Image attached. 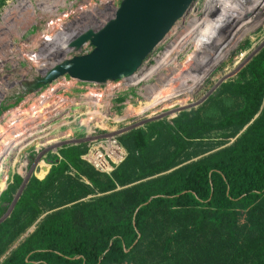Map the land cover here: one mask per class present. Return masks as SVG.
<instances>
[{
	"label": "trees",
	"instance_id": "16d2710c",
	"mask_svg": "<svg viewBox=\"0 0 264 264\" xmlns=\"http://www.w3.org/2000/svg\"><path fill=\"white\" fill-rule=\"evenodd\" d=\"M261 58L264 67V51ZM230 92L245 104L219 122L196 115L160 123L156 129L167 137L159 145L142 130L123 134L119 140L128 155L110 176L83 160L84 144L63 147L62 159L44 180L29 182L13 214L0 224V259L45 209L63 207L95 189L110 193L47 215L0 264H125L133 258L149 264V256L154 264H264V218L256 215L264 214V87L235 84ZM247 125L233 145L205 159L116 190L132 180L133 172L137 180L172 169L187 147L203 143L209 132H238ZM170 142L173 150L156 161ZM81 176L95 189L79 182ZM133 195L132 215L118 219L116 214ZM159 210L171 213L170 220L147 226ZM245 212L249 216L241 225ZM150 227L156 239L145 243Z\"/></svg>",
	"mask_w": 264,
	"mask_h": 264
},
{
	"label": "rangeland",
	"instance_id": "374dc122",
	"mask_svg": "<svg viewBox=\"0 0 264 264\" xmlns=\"http://www.w3.org/2000/svg\"><path fill=\"white\" fill-rule=\"evenodd\" d=\"M30 1L31 7H28L24 0H0L1 38H26L27 36L35 35L41 29L43 15L40 9L47 5L46 0ZM231 4L233 5L229 7ZM219 16L221 19H224V21L222 20L224 23L221 27H218L219 24L217 23ZM196 19L199 22L205 20L201 28L207 26V29L203 31L201 28L197 29V31L194 30L193 27L196 25L194 21ZM256 23H258L257 27ZM218 33L222 37H228L229 42L236 40L235 47H230V53L224 58L221 57L224 54L223 50H221L222 48L219 46L212 47L210 43L211 39L217 36ZM182 43L183 45H181ZM229 46L228 44L227 47ZM263 51L264 0H195L188 15L177 22L165 40L149 54L139 72L134 74L138 79L142 78V76L144 79L138 83L137 87L131 89L132 92L136 95L140 89H143V93L146 92L145 90H148L154 95V98L139 97V102L134 101L132 103L134 112L132 109L128 110V108L118 111L115 120H119L120 123L112 122L109 129L114 130L118 128L120 133L123 132V134L132 130H142L152 137L151 140L153 142L159 145L167 137L164 131L156 129V126L160 123H171L180 117L193 118L196 115L206 122H219L223 120L228 115L236 113L245 104L241 96L230 92L233 85L240 84L255 88L264 87V67L261 66ZM197 57L198 59L201 58L202 62H199L198 65L194 62L195 66H191L193 60L195 61ZM215 62L217 63L214 65ZM210 66L213 67L212 71L204 82L198 83L195 87L189 81L193 75L189 78L186 71L189 70V73H191V69L196 67V75L200 76L203 72L207 74L206 69H209ZM148 71L150 73L155 71L154 73L156 74L147 79ZM183 71L184 74L178 78L177 83L171 89L163 91L164 94L161 93L156 98V95L164 87L162 85H167V83L177 76V73L180 74ZM164 80L166 81L165 83ZM81 85L85 84L81 83ZM141 110L145 111L142 112ZM129 114L132 117L126 118ZM249 125L238 132L235 130L209 132L204 136L203 143L187 147L183 155L177 160L176 166L172 169L151 178L137 180H135L137 173L133 172L132 180L124 186H118L116 190L134 188L150 179L166 175L176 169L205 159L233 145L245 133ZM171 150H173V144L170 142L169 147L155 158L156 161H162ZM102 174L110 176L112 173ZM72 175L77 176L75 172ZM78 178L79 182H82L86 187L95 189L94 184L87 177L81 176ZM33 179L37 178H31L28 175L26 179H16L11 184L15 190H10L11 187L9 192L4 195L2 194V196L0 195V224L13 214L17 202L20 200L29 182ZM100 180L105 181V177H102ZM109 193L99 192L95 189L94 192L63 207L45 209L39 218L10 245L6 254L0 259V262L26 240L47 215L81 202L91 201ZM134 208L135 197L133 195L129 198L128 203L118 211L116 214L117 218L120 220L129 218ZM161 211H156L151 216L147 222V226H150L157 220H160L159 222L170 220L172 214ZM256 215L257 217L264 218L263 213L262 216H259L261 215L260 212ZM248 216L246 212L243 213L239 223L241 225L246 224ZM152 228H148L149 234L145 243L153 242L156 239V235L153 233L155 228ZM151 231L152 233H150ZM139 256H136L137 261H140ZM151 260L152 257L149 256L147 259L148 263L154 264ZM125 264L137 263L133 258V261Z\"/></svg>",
	"mask_w": 264,
	"mask_h": 264
},
{
	"label": "built area",
	"instance_id": "2783aa9c",
	"mask_svg": "<svg viewBox=\"0 0 264 264\" xmlns=\"http://www.w3.org/2000/svg\"><path fill=\"white\" fill-rule=\"evenodd\" d=\"M122 1L46 0L40 9L41 29L35 35L0 37L1 196L16 176L44 180L62 159L60 150L65 146L84 144L83 160L101 173L111 174L126 159L128 152L119 140L123 132L109 126L119 124L117 112L132 108L134 101L154 98L148 90L132 92L141 82L137 76L95 84L65 75L28 93L18 86L64 59L90 53L91 41L79 51L69 44L87 30L102 28Z\"/></svg>",
	"mask_w": 264,
	"mask_h": 264
},
{
	"label": "water",
	"instance_id": "95a60500",
	"mask_svg": "<svg viewBox=\"0 0 264 264\" xmlns=\"http://www.w3.org/2000/svg\"><path fill=\"white\" fill-rule=\"evenodd\" d=\"M194 3L195 0H123L102 28L87 30L69 44L79 51L91 41L94 49L90 53L64 59L43 75L23 79L18 86L28 93L65 75L95 84L131 77L177 22L188 15Z\"/></svg>",
	"mask_w": 264,
	"mask_h": 264
},
{
	"label": "bare ground",
	"instance_id": "6f19581e",
	"mask_svg": "<svg viewBox=\"0 0 264 264\" xmlns=\"http://www.w3.org/2000/svg\"><path fill=\"white\" fill-rule=\"evenodd\" d=\"M25 1V3H26V5L28 6V7H31L32 5L31 4H29V1L27 2V0H24ZM234 4V3H233ZM233 4H231V5H229V7H231ZM222 20L224 21V19H221V17L219 16L218 17V21H217V23L219 24V26L218 27H221V25H223V23L224 22H222ZM205 20H201L200 22L198 21V19H196L195 21H194V23H196V25L193 27L194 28V30H196L197 31V29H199V28H201V25L203 24V22H204ZM217 27V28H218ZM217 28H216V31H217ZM204 29H207V26H205V27H202L201 28V30L203 31ZM228 37H222L221 36V34L220 33H218V35L217 36H214L212 39H211V46L212 47H217V46H219V47H221L222 49L221 50H223L222 52H224V54L221 56L222 58H224L226 55H228L229 53H230V51L231 50H229V48L230 47H232V48H234L235 47V42H236V40H231V42H229L228 41V39H227ZM230 45L229 47H227V45ZM237 44H238V42H237ZM181 45H183V43L181 44ZM197 63V65L199 64V62H202V59L201 58H199L198 59V57L195 59V61L193 60V64H191V66L193 65V67L195 66L194 64L195 63ZM217 62H215L214 63V65L216 64ZM196 65V66H197ZM212 69H213V67L212 66H210L209 67V69H206L207 70V74L205 73L204 74V72H203V74H199L200 76H198V75H196V67L195 68H192L191 70H192V72L191 73H189V70H184V71H186L187 73L186 74H188L189 75V78L191 77V75H193L192 76V78H190V82H192L193 83V85H195V87H196V85L198 84V83H202V82H204V80L207 78V76L209 75V73L212 71ZM184 71L183 72H181L180 74L179 73H177V76L175 77V78H173L169 83H167V85H162V86H164L163 87V89H162V91L161 92H159L157 95H156V98H158V96H160V94L161 93H163V91H167V90H169V89H171L172 88V86L175 84V83H177V80H178V78H180L183 74H184ZM155 71H153L152 73H150V71H148V73L149 74H147V79L148 78H150L152 75H154V74H156V73H154ZM179 74V75H178ZM145 76V75H144ZM140 79L142 80V79H144L143 78V76H142V78L140 77ZM166 79V78H165ZM166 81L164 80V83H165ZM161 86V87H162ZM158 89V88H157ZM152 91V90H151ZM176 93H177V91H175ZM154 93V92H153ZM164 94V93H163ZM171 95V94H170ZM174 95V94H173ZM168 96V95H167ZM171 97H174V96H171ZM154 105V104H153ZM129 109H132V108H128V110ZM127 110V111H128ZM133 110V112H134V109H132ZM142 111V110H141ZM143 111H145V110H143ZM142 111V112H143ZM129 113V112H128ZM43 166H46L47 168H49L46 164H42Z\"/></svg>",
	"mask_w": 264,
	"mask_h": 264
}]
</instances>
